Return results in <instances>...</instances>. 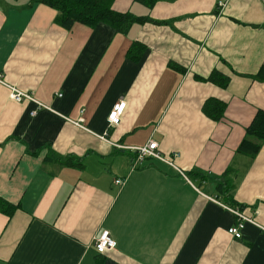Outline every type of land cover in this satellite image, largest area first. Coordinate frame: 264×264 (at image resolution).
Instances as JSON below:
<instances>
[{
    "label": "crops",
    "instance_id": "1",
    "mask_svg": "<svg viewBox=\"0 0 264 264\" xmlns=\"http://www.w3.org/2000/svg\"><path fill=\"white\" fill-rule=\"evenodd\" d=\"M113 8L150 20L128 33L67 29L46 4L0 0V195L20 204L12 217L0 212V264H264V142L254 157L238 151L264 110L263 1ZM214 70L228 86L207 79ZM9 85L44 105L14 100ZM208 98L227 103L220 121L204 113ZM151 138L179 152L187 177L138 159L134 148ZM228 169L236 202L258 224L241 238L216 189ZM103 230L117 244L100 253Z\"/></svg>",
    "mask_w": 264,
    "mask_h": 264
},
{
    "label": "trees",
    "instance_id": "2",
    "mask_svg": "<svg viewBox=\"0 0 264 264\" xmlns=\"http://www.w3.org/2000/svg\"><path fill=\"white\" fill-rule=\"evenodd\" d=\"M139 1L145 3L148 7H153L157 2V0ZM32 2L43 3L56 9L58 11L57 23L67 29H71L77 23L91 28L96 27L100 23H106L114 27L118 32L128 33L133 24H141L150 20L149 16H136L130 11H116L113 8L114 0H32ZM207 79L222 87L228 86L230 81L228 76L221 74L217 70H214ZM226 109L227 103L217 98H208L203 106L204 113L215 121H220L224 117ZM263 142L264 110L259 109L252 122L246 128L238 151L254 157L261 150ZM59 159L62 163L69 166L81 167L83 165V160L80 157L66 156ZM231 175V170L228 169L223 177L216 178V189L219 195H222L226 204L242 209L243 206L236 202L232 192L234 182ZM19 208L20 204L11 202L0 195V212L12 217Z\"/></svg>",
    "mask_w": 264,
    "mask_h": 264
},
{
    "label": "built area",
    "instance_id": "3",
    "mask_svg": "<svg viewBox=\"0 0 264 264\" xmlns=\"http://www.w3.org/2000/svg\"><path fill=\"white\" fill-rule=\"evenodd\" d=\"M264 3V0H262ZM0 82H2V79L0 78ZM11 88V97L16 101H23L25 99H29L32 101H36L39 105H44L36 100L31 94L20 90L19 88L15 86L9 85ZM126 102H120L115 105L114 109L109 114V122L110 124H118L120 122L121 114L125 108ZM117 146H120L119 144H115ZM135 151L138 153V159L143 160L147 157L158 159L160 161H163L174 168H176L182 175H185V172L179 168L175 164V158L178 157L180 154L179 152H171V154H165L160 150L159 142L155 139H150L146 144L142 146H137L134 148ZM187 177V176H186ZM125 179H117L116 183L119 185H123L125 183ZM227 209H229L232 213L236 215L238 218V222L229 228V232L234 235L236 238L242 237V230L245 227V224L247 222L253 223L255 225H258L255 221L254 216L246 215L245 212L239 207H232L223 205ZM117 241L112 236L111 232L109 230H103L101 234H99L95 240H94V246L95 249L100 253H105L107 250L113 249L116 247Z\"/></svg>",
    "mask_w": 264,
    "mask_h": 264
}]
</instances>
